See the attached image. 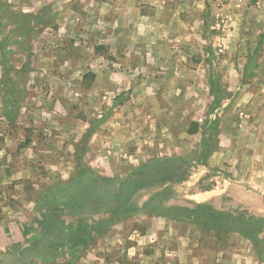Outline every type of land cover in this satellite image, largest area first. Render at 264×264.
I'll return each mask as SVG.
<instances>
[{"label": "rangeland", "instance_id": "obj_1", "mask_svg": "<svg viewBox=\"0 0 264 264\" xmlns=\"http://www.w3.org/2000/svg\"><path fill=\"white\" fill-rule=\"evenodd\" d=\"M0 6L13 12L0 33V264H264L238 231L149 214L102 223L142 164L199 155L205 138L208 165L190 167L166 204L264 216V0ZM87 169L94 180L69 199L50 192ZM47 207L58 232L89 235L73 257L43 235Z\"/></svg>", "mask_w": 264, "mask_h": 264}, {"label": "trees", "instance_id": "obj_2", "mask_svg": "<svg viewBox=\"0 0 264 264\" xmlns=\"http://www.w3.org/2000/svg\"><path fill=\"white\" fill-rule=\"evenodd\" d=\"M0 33L3 32V25L5 21L9 24L12 11L0 6ZM41 22L43 18L36 16ZM43 24H45L43 22ZM30 32L32 30H29ZM10 42L7 38L0 40V53H6ZM5 71V70H4ZM6 72V71H5ZM13 89L17 86V81L9 78ZM12 87V86H11ZM13 107L9 109V114L18 109V102L12 101ZM215 125V126H214ZM213 128L216 127V124ZM199 129V126H198ZM213 142L205 138L203 151L196 156H165L157 157L149 160L141 165L136 173L125 179L123 195L117 199V205L110 206L107 210L109 218L103 220L104 225L112 224L116 221L133 217L138 214H149L156 216H163L174 220H191L199 227L215 230L221 235H226L231 231H238L247 236L253 241L255 247L259 251H263L264 237L260 235L264 225V216L246 217L245 215L233 214L231 212H219L213 209L214 200H207L204 202H197L188 200L193 207L183 205H167L166 203L179 194V188L188 179V170L195 165H208L209 158L212 153ZM179 164V166H177ZM95 178V173L91 169L81 170L70 181L57 184L52 187L50 192L56 193V198L59 200L69 199L71 194L79 187L91 183ZM148 188H156L146 199L139 202L135 197L141 194L143 190ZM46 199V198H45ZM40 208V205L38 204ZM62 209V208H61ZM55 208L47 207L42 213V219L38 220L41 228L50 241L61 245L67 244L69 246V255L74 256L73 252L76 247L80 245H88L89 235L84 231L78 236H68L67 232H58L62 228L60 214L55 212ZM52 212L51 214H49ZM55 228V229H54ZM54 229V230H53ZM79 229V228H78ZM56 231L51 233V231ZM77 230V227H76ZM51 233V234H50ZM50 252V256H55ZM75 259V257H73ZM69 261V264H74L75 260Z\"/></svg>", "mask_w": 264, "mask_h": 264}]
</instances>
